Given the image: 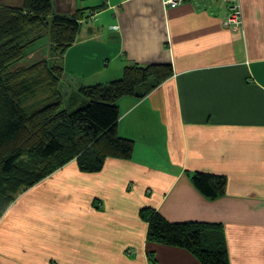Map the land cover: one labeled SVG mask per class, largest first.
<instances>
[{
	"label": "crops",
	"instance_id": "1",
	"mask_svg": "<svg viewBox=\"0 0 264 264\" xmlns=\"http://www.w3.org/2000/svg\"><path fill=\"white\" fill-rule=\"evenodd\" d=\"M241 2L244 25L233 31L225 0L175 9L163 0L74 1L87 12L62 58L68 99L129 66L171 65L173 75L145 98L118 102L131 161L107 159L98 173L72 161L4 209L0 264H201L148 240L149 209L169 223L218 225L230 264H264V0ZM197 173L225 177V195L206 198Z\"/></svg>",
	"mask_w": 264,
	"mask_h": 264
},
{
	"label": "trees",
	"instance_id": "2",
	"mask_svg": "<svg viewBox=\"0 0 264 264\" xmlns=\"http://www.w3.org/2000/svg\"><path fill=\"white\" fill-rule=\"evenodd\" d=\"M25 1L21 9L0 8V218L19 194L72 161L87 173L100 172L107 159L131 161L135 143L119 135L118 102L145 98L173 75L171 65L129 66L119 80L80 87L74 96L84 99L71 101L73 96L66 108L63 63L46 59L13 68L45 32L54 56L62 59L76 43L87 11L67 16L57 12L54 0ZM193 181L208 199L226 193L225 177L197 173ZM141 215L150 242L186 249L201 264H230L218 225L169 223L152 209Z\"/></svg>",
	"mask_w": 264,
	"mask_h": 264
},
{
	"label": "rangeland",
	"instance_id": "3",
	"mask_svg": "<svg viewBox=\"0 0 264 264\" xmlns=\"http://www.w3.org/2000/svg\"><path fill=\"white\" fill-rule=\"evenodd\" d=\"M74 1L75 0H54V3H56L57 12L60 14H63V15H67V16H71L73 14H76L77 13V11L75 9L76 7L73 5ZM225 1H227L228 3L231 4V9H230L231 12L224 22L226 23L228 21L229 17H231V16H232L233 20L239 21V19H236V18H240V12L237 10L238 8L236 6L237 2L239 0H225ZM25 2H26L25 0H0V8L11 7V8L21 9V8L25 7L24 6ZM78 4H79V7L85 8L86 6L93 4V0H90L88 2L78 0ZM239 6H240L239 9L242 11L243 18H244L241 0L239 1ZM167 8H169V7H167ZM234 8H237V9H234ZM83 21H84L83 19L80 20V23H82ZM84 23H85V21L83 22V24ZM225 23H224V26L227 27L225 25ZM227 28H229V27H227ZM115 29L117 30V28H115ZM26 54L27 55L24 58V60L20 61L15 66V68H13V69H17L20 67H29L38 61H42V60H46V59L53 60V62H55L56 65L62 64V59H59V58H57V56H54V51H53V47L51 46V43H50V37H49L48 32H45L44 34H42L41 38L39 40H37L33 45H31L26 50ZM60 90H61V93H62L64 99H65V107L68 108V97H69V95L73 94L70 90H68V74H65L63 76V81H62V84L60 86ZM79 99H84V98L80 97ZM70 108H71L70 110L74 111V110H76L77 107L74 106L72 103ZM6 208L8 210V206Z\"/></svg>",
	"mask_w": 264,
	"mask_h": 264
},
{
	"label": "built area",
	"instance_id": "4",
	"mask_svg": "<svg viewBox=\"0 0 264 264\" xmlns=\"http://www.w3.org/2000/svg\"><path fill=\"white\" fill-rule=\"evenodd\" d=\"M164 1V5L169 7L170 9H175L179 6H181L185 0H163ZM240 1V0H239ZM239 1L237 2V8H234V9H237L239 12H240V18H236V19H239L238 20H233L232 19V16L229 17L228 21L225 23V25L229 28H231L232 30L236 31V30H239V29H242L243 28V25H244V18H243V14H242V11L239 9ZM94 13H92L93 15Z\"/></svg>",
	"mask_w": 264,
	"mask_h": 264
}]
</instances>
